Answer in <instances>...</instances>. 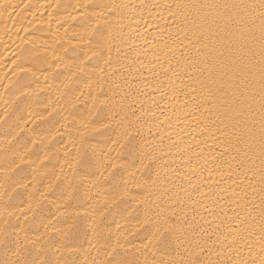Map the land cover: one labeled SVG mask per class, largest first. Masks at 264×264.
<instances>
[{
  "label": "snow or ice",
  "instance_id": "snow-or-ice-1",
  "mask_svg": "<svg viewBox=\"0 0 264 264\" xmlns=\"http://www.w3.org/2000/svg\"><path fill=\"white\" fill-rule=\"evenodd\" d=\"M0 45V264H264V0H0Z\"/></svg>",
  "mask_w": 264,
  "mask_h": 264
},
{
  "label": "bare ground",
  "instance_id": "bare-ground-1",
  "mask_svg": "<svg viewBox=\"0 0 264 264\" xmlns=\"http://www.w3.org/2000/svg\"><path fill=\"white\" fill-rule=\"evenodd\" d=\"M41 2H42V0H41ZM128 2L132 3V4H135V5H138V4L142 3V2L143 3L152 2V0H128ZM152 15L155 16L156 19H155V21H153L152 27L147 30V32L149 34V38H151L150 34L153 31H158L159 30L158 26H162L163 25V21L160 18V16L158 15V13L153 11ZM128 16H129V20L127 21V23H129L130 29H135L137 27L136 21H137V19H140L139 10H137L135 12H129ZM144 17L151 19V17L148 16V12L147 11L144 12ZM139 27H140L141 30L144 29V20L143 19H140ZM130 29H126V31H129ZM137 43H140V41H137ZM6 57H7V59H6ZM10 58H11V48L6 50L4 46L0 45V69H2L8 63V60H10ZM0 75H2V72H0ZM181 99H183V97H181ZM158 115H161V114L158 112ZM164 116H171L173 121L176 120V116L173 115L172 109L170 107H165L164 113H163V115H161V119H163ZM181 127H184L183 119H181V123L179 125H177V132H178V129L181 128ZM188 131H191V129L189 128ZM177 132H174V136L177 134ZM186 139H190V137H186ZM194 143L195 142L193 141V144Z\"/></svg>",
  "mask_w": 264,
  "mask_h": 264
}]
</instances>
